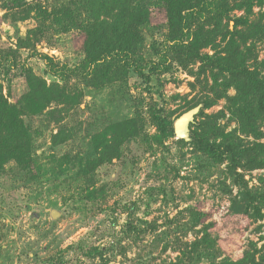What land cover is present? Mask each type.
<instances>
[{"label":"rangeland","instance_id":"obj_1","mask_svg":"<svg viewBox=\"0 0 264 264\" xmlns=\"http://www.w3.org/2000/svg\"><path fill=\"white\" fill-rule=\"evenodd\" d=\"M88 3L0 0V102L19 111L28 145L24 159L7 158L0 133V264L257 259L264 250V199L261 219L244 210L246 193L264 197V168L233 174L228 160L217 163L192 139L197 132L216 144L264 143L242 134L234 115L249 90L201 60L179 65L183 53L167 42L162 0L134 2L130 60L112 54L88 69L86 29L94 24ZM251 3L248 11L230 9V21L194 22L192 31L209 41L198 55L232 58L264 76V0ZM114 16L100 15L99 22ZM236 19L241 24L234 28ZM232 30L233 37L226 34ZM44 57L67 67L63 80L49 73ZM131 61L136 66L126 65ZM29 70L47 85L57 83L63 99L43 108L27 104ZM190 111L186 139L164 137L152 119L158 114L173 127ZM262 126L257 121L264 132Z\"/></svg>","mask_w":264,"mask_h":264},{"label":"trees","instance_id":"obj_2","mask_svg":"<svg viewBox=\"0 0 264 264\" xmlns=\"http://www.w3.org/2000/svg\"><path fill=\"white\" fill-rule=\"evenodd\" d=\"M136 0H89L88 12L94 19V24L86 29L87 40L85 47L86 59L84 66L88 69L96 67L101 60L112 56H120L125 60H130L133 54L130 45V27L134 16ZM167 18L169 33L167 42L170 44L174 53L177 55V62L184 66V62L201 60L207 65H212L220 71L229 75L231 84L246 87L250 95L234 108V115L239 123L242 134L251 135L255 140L264 138V132L257 128V121L263 122L264 130V76L257 71H249L241 62H226L223 58L214 59L208 56L201 57L197 49L209 44L208 39L200 29L192 31L193 23L196 21H206L228 17L230 9L246 8L250 10L252 0H162ZM233 2L234 5H230ZM115 15L112 22L103 19L99 22V16ZM99 22V23H98ZM218 22V21H217ZM241 24L240 19L233 20V27ZM219 27V26H218ZM197 33V34H196ZM233 30L226 34L233 37ZM200 36V37H199ZM230 57V55H229ZM46 66L51 75L64 79L67 67H57L44 57ZM132 62H127V66ZM131 63V64H130ZM137 63H134L136 66ZM156 67L149 69L150 75ZM139 77L150 78L143 74L142 68L134 67ZM264 70V67H263ZM228 80V81H229ZM26 81L30 85V91L24 96L27 104L31 103L43 108L47 103L58 102L63 99V92L57 83L47 85L45 81L35 78L31 71H27ZM229 81V84H230ZM245 101V102H244ZM15 107H7L0 102V133L2 143L5 144L7 158L22 160L27 157L28 145L24 141L25 130L20 119V114ZM158 131L166 138L174 136L173 127L164 117L153 114L152 117ZM59 134L53 136V142L58 143ZM192 139L199 144V149L207 156L222 163L228 160V167L231 173L236 174V169L241 168L248 171L264 168V143L255 142L252 146L244 147L242 144L229 140L224 144H216L208 141L197 132L193 133ZM248 201L244 210L249 218L261 219L260 212L264 197L258 194L246 193ZM232 264H264V250L257 257L248 256L246 260L236 261Z\"/></svg>","mask_w":264,"mask_h":264},{"label":"water","instance_id":"obj_3","mask_svg":"<svg viewBox=\"0 0 264 264\" xmlns=\"http://www.w3.org/2000/svg\"><path fill=\"white\" fill-rule=\"evenodd\" d=\"M193 117V112H187L181 117H179L177 120L174 122L173 130H174V135L178 139H186L188 136V131H189V124L192 121ZM57 214L55 212H52V217L55 218Z\"/></svg>","mask_w":264,"mask_h":264}]
</instances>
